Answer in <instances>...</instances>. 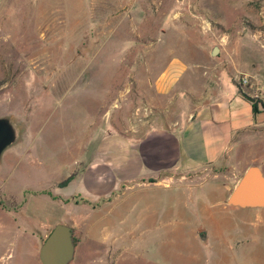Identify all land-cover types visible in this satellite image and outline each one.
<instances>
[{
    "label": "rangeland",
    "instance_id": "rangeland-1",
    "mask_svg": "<svg viewBox=\"0 0 264 264\" xmlns=\"http://www.w3.org/2000/svg\"><path fill=\"white\" fill-rule=\"evenodd\" d=\"M263 54L264 0H0V118L16 137L0 158V264H40L56 223L74 231L69 264H264V209L224 200L246 167L264 172V130L150 193L134 185L89 213L71 197L107 135L136 139L192 109L157 92L173 60L200 88L204 72Z\"/></svg>",
    "mask_w": 264,
    "mask_h": 264
},
{
    "label": "crops",
    "instance_id": "crops-1",
    "mask_svg": "<svg viewBox=\"0 0 264 264\" xmlns=\"http://www.w3.org/2000/svg\"><path fill=\"white\" fill-rule=\"evenodd\" d=\"M238 76H247L249 83L240 87ZM196 78L184 63L178 60L169 63L157 79V92L165 96L175 91L192 99V109L176 113L168 124L149 128L136 139L121 134L107 135L101 154L81 177L84 193L73 194L72 199L77 196L89 213L109 207L119 193L125 195L134 185L147 188L150 193L152 188L161 187L165 179L171 180L178 173L221 166L241 145L242 137L264 130V107L259 103L258 112H254L247 99L255 92L264 97V60L228 68L221 64L212 76L208 71L203 73L200 88ZM247 168L229 188L224 200ZM149 200L148 203L144 200L142 221L154 220L155 212L153 215L147 212Z\"/></svg>",
    "mask_w": 264,
    "mask_h": 264
},
{
    "label": "water",
    "instance_id": "water-1",
    "mask_svg": "<svg viewBox=\"0 0 264 264\" xmlns=\"http://www.w3.org/2000/svg\"><path fill=\"white\" fill-rule=\"evenodd\" d=\"M219 52L214 47L210 55ZM16 137L4 117L0 118V158ZM226 204L237 208H264V174L256 165L249 166L234 189L228 195ZM75 243L73 228L65 223H56L45 237L38 251L40 264H69L74 257Z\"/></svg>",
    "mask_w": 264,
    "mask_h": 264
},
{
    "label": "built area",
    "instance_id": "built-area-1",
    "mask_svg": "<svg viewBox=\"0 0 264 264\" xmlns=\"http://www.w3.org/2000/svg\"><path fill=\"white\" fill-rule=\"evenodd\" d=\"M238 84L240 87L246 86L249 83V78L247 76H241L237 78ZM252 99L259 101L264 104V97L260 95V93L255 92L252 96Z\"/></svg>",
    "mask_w": 264,
    "mask_h": 264
},
{
    "label": "trees",
    "instance_id": "trees-1",
    "mask_svg": "<svg viewBox=\"0 0 264 264\" xmlns=\"http://www.w3.org/2000/svg\"><path fill=\"white\" fill-rule=\"evenodd\" d=\"M247 99L251 102V105H252V109H253V111L254 112H258V105H259V101H257V100H254V99H252V98H248L247 97ZM261 105L264 107V104H262L261 103ZM73 179V175H71V176H69L66 180H64L63 182H61L60 184H59V187H65L71 180ZM51 230V229H50ZM50 232V231H49ZM48 232V233H49ZM48 235V234H47ZM46 235V236H47ZM45 239V238H44ZM74 243H76V240H75V237H74Z\"/></svg>",
    "mask_w": 264,
    "mask_h": 264
}]
</instances>
